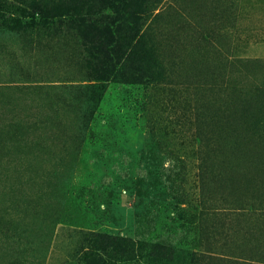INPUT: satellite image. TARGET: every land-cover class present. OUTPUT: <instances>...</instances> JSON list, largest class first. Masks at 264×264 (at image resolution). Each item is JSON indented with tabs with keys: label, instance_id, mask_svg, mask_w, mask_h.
Listing matches in <instances>:
<instances>
[{
	"label": "rangeland",
	"instance_id": "374dc122",
	"mask_svg": "<svg viewBox=\"0 0 264 264\" xmlns=\"http://www.w3.org/2000/svg\"><path fill=\"white\" fill-rule=\"evenodd\" d=\"M0 264H264V0H0Z\"/></svg>",
	"mask_w": 264,
	"mask_h": 264
}]
</instances>
